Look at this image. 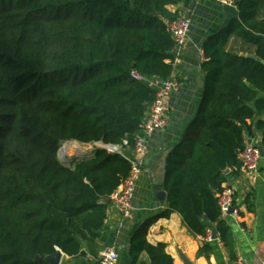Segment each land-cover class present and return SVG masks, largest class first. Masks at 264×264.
<instances>
[{
  "label": "trees",
  "instance_id": "16d2710c",
  "mask_svg": "<svg viewBox=\"0 0 264 264\" xmlns=\"http://www.w3.org/2000/svg\"><path fill=\"white\" fill-rule=\"evenodd\" d=\"M184 1L0 0V264H49L57 250L77 258L106 241L104 202L130 174L126 157L157 95L151 82L173 72L169 24L179 12L169 8ZM237 10L203 46L205 94L167 156L162 214L178 213L199 237L215 229L231 255L218 205L225 172L256 133L264 149V0H238ZM232 38L257 59L229 49ZM68 142L124 155L59 156ZM151 225L132 236V259L173 264L164 245L147 242Z\"/></svg>",
  "mask_w": 264,
  "mask_h": 264
},
{
  "label": "crops",
  "instance_id": "0c3cea01",
  "mask_svg": "<svg viewBox=\"0 0 264 264\" xmlns=\"http://www.w3.org/2000/svg\"><path fill=\"white\" fill-rule=\"evenodd\" d=\"M169 9L178 11L179 15L190 14L193 23L188 46L177 56L178 61L173 69V75L180 82L181 88L170 100V123L165 130L157 131L151 137L149 152L144 161V173L134 198V210L129 218L123 219L110 203L105 220L106 241L86 245L83 256L70 258L64 255L61 264H99V253L111 245L119 253L117 264H150L147 253H143L136 261L130 255L132 236L149 221H152V225L147 233V242L153 246L164 245L173 264H184V260L190 264H237L239 258L247 264H264V159L256 181L248 174L230 170L227 173L225 185L233 188L235 204L240 213V218L223 216L232 230L233 255L218 235L216 240H206L192 234L178 213L162 217L168 209L167 197L162 202L157 192L159 189L164 190L167 156L181 144L184 132L194 120L205 94V74L198 58V49L203 48L208 39L225 30L238 17L237 8L223 6L220 0H185ZM228 48L238 49L236 53H247L246 56L248 52H254V48L234 38ZM249 140L254 145L262 146L260 133ZM68 144L70 147L76 144L78 148H83L76 142ZM204 245L210 251L200 254Z\"/></svg>",
  "mask_w": 264,
  "mask_h": 264
},
{
  "label": "built area",
  "instance_id": "2783aa9c",
  "mask_svg": "<svg viewBox=\"0 0 264 264\" xmlns=\"http://www.w3.org/2000/svg\"><path fill=\"white\" fill-rule=\"evenodd\" d=\"M237 1L238 0H220V3L226 7L237 8ZM192 23L190 14H182L169 24V31L174 40V48L172 51L174 57L173 67L178 61L177 56L179 53L188 46ZM198 58L201 63L205 61V52L203 48L198 49ZM133 75L135 78L140 79L139 75L135 73ZM151 85L157 89V95L155 101L146 113L140 126V131L135 138L134 151L131 156L126 157L131 163L130 174L125 182L110 197V202L115 206L123 219L129 218L134 210V198L139 180L144 173V161L149 152L151 137L155 132L165 130L169 126L170 100L173 94L178 92L181 88V84L173 75V72L166 80H153ZM125 144L127 145V142H125ZM63 145L64 144L59 148L60 150ZM98 147L105 148L110 154L120 153L124 155L120 147L112 145L103 146L101 144H95L83 146V148H77V150L89 153L93 152ZM237 154L240 166L233 167L229 170L234 173L248 174L253 181H256L260 164L263 160L259 146L247 143L243 149L238 150ZM218 205L224 216L233 215L236 218H240L232 187L228 185L224 186L223 191L218 195ZM233 208V214H229V211ZM205 239H212V233L210 231ZM118 261L119 253L114 245L107 246L99 253V264H117ZM237 264L247 263L242 258H239Z\"/></svg>",
  "mask_w": 264,
  "mask_h": 264
},
{
  "label": "water",
  "instance_id": "95a60500",
  "mask_svg": "<svg viewBox=\"0 0 264 264\" xmlns=\"http://www.w3.org/2000/svg\"><path fill=\"white\" fill-rule=\"evenodd\" d=\"M237 54H238V55H241L240 53H237ZM242 56L249 57V58H253V59H257V57H256L255 55H248V56H246V55H242ZM248 144H252L251 140H248ZM259 150H260V152H261V157H262V159H264V149H263V147H262V146H259ZM77 153H78L79 155L87 154V153H84V152H82V151H80V150H77ZM89 153H90V152H89ZM64 154H66V152H63V151H61L60 149L58 150V155H59V156H60V155L62 156V155H64ZM228 171H229V170H227V171L225 172V174H227ZM157 197H158V199H159L160 201L164 202V201L166 200V197H167V194H166L165 190H163V189H159V191L157 192ZM104 203L109 204V203H110V199H106ZM233 211H234V208L231 209V210L229 211V214H233ZM211 233H212V240H216V239H217V233H216V230L213 229ZM63 256H64V254H63L60 250H57V252H56L55 254L50 255V256H47V257L45 258V261H46L47 263H49V264H61V262H62V260H63ZM41 260H42L41 256H37L36 259H35L36 262H39V261H41ZM184 264H190V263L187 262L186 260H184Z\"/></svg>",
  "mask_w": 264,
  "mask_h": 264
},
{
  "label": "bare ground",
  "instance_id": "6f19581e",
  "mask_svg": "<svg viewBox=\"0 0 264 264\" xmlns=\"http://www.w3.org/2000/svg\"><path fill=\"white\" fill-rule=\"evenodd\" d=\"M70 144H68V145H66V146H63L62 148H61V151H63V152H68V151H70V150H77V145L75 144H72V147H70L69 146ZM86 155V154H85Z\"/></svg>",
  "mask_w": 264,
  "mask_h": 264
},
{
  "label": "rangeland",
  "instance_id": "374dc122",
  "mask_svg": "<svg viewBox=\"0 0 264 264\" xmlns=\"http://www.w3.org/2000/svg\"><path fill=\"white\" fill-rule=\"evenodd\" d=\"M66 155L70 156V157H75V156H79V154L77 153L76 150H70L66 153ZM62 161L64 162V159L62 158Z\"/></svg>",
  "mask_w": 264,
  "mask_h": 264
}]
</instances>
